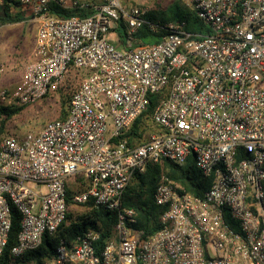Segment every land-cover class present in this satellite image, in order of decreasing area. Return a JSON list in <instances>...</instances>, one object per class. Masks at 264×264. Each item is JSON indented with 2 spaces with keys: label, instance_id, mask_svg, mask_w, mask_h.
I'll return each mask as SVG.
<instances>
[{
  "label": "built area",
  "instance_id": "2783aa9c",
  "mask_svg": "<svg viewBox=\"0 0 264 264\" xmlns=\"http://www.w3.org/2000/svg\"><path fill=\"white\" fill-rule=\"evenodd\" d=\"M7 1L28 8L37 29L18 85L0 88V106L33 105L67 81L76 87L66 119L0 140V258L13 211L19 231L9 264H22L83 207L116 213L103 248L99 233L85 231L69 243L60 238L49 258L28 264H264V0H179L206 33L187 30L184 21H149L146 9L120 0L67 18L52 15L50 3L88 4ZM117 22L122 49L110 38ZM142 27L161 34L159 41L137 43ZM149 94H161L151 115L155 131L137 145L117 140ZM188 159L210 178L208 189L198 198L163 176L153 193L164 208L161 228L141 242L136 212L121 206L125 188L149 164ZM76 176L81 184L67 198Z\"/></svg>",
  "mask_w": 264,
  "mask_h": 264
},
{
  "label": "trees",
  "instance_id": "16d2710c",
  "mask_svg": "<svg viewBox=\"0 0 264 264\" xmlns=\"http://www.w3.org/2000/svg\"><path fill=\"white\" fill-rule=\"evenodd\" d=\"M179 3L180 1L172 4L164 11H148L145 18L152 22L162 23L184 21L187 24V30L206 33L207 29L196 18L194 12ZM88 6L86 9H63L54 3H50V11L52 15L59 18H67L74 15L87 17L93 13L90 4ZM2 13L3 17L0 19V25L17 23L24 20L20 14L11 17L7 13V9L3 10ZM114 31L117 34L118 42L123 45L125 38L123 23L117 22ZM160 37L161 34H152L146 27L140 28L136 34L137 43L154 44L159 41ZM75 87L73 83L67 81L63 89L45 96V98L50 96H59L60 98V111L55 120L66 119L69 101ZM160 98L161 94H149V102L143 113L134 121L129 131L123 137L117 138V140L125 138L128 144L137 145L145 140L146 134L155 131V125L151 120V115ZM23 109L24 107L20 106H0V140L5 137H16V135L11 136L9 125L11 120L19 115ZM163 176L179 185L185 193H189L198 198L203 197L210 182V178L204 177L196 169L191 159H188L184 166H179L169 161H161L159 164H149L144 173L135 174L122 194L121 206L133 209L136 212V222L133 227L140 232L141 242L147 240L161 228L160 217L164 212V208L154 203L153 193ZM71 193V190L66 189L67 198ZM71 218L72 213H68L65 222L61 224L55 235L52 237L45 236L41 245L36 250L28 252L23 256L21 263L28 264L45 260L53 254L60 238L65 239L69 243L73 241L75 236L85 231L99 233V241L97 242L99 251L111 238L113 227L116 223V213L106 211L102 208H87L85 213L76 215L74 221H71ZM227 222L234 228V224L228 220ZM18 231L19 216L13 211L12 226L7 245L0 258V264H9L11 262L10 249L15 244Z\"/></svg>",
  "mask_w": 264,
  "mask_h": 264
},
{
  "label": "rangeland",
  "instance_id": "374dc122",
  "mask_svg": "<svg viewBox=\"0 0 264 264\" xmlns=\"http://www.w3.org/2000/svg\"><path fill=\"white\" fill-rule=\"evenodd\" d=\"M67 3H71L73 0H66ZM80 3H87V4H100L102 0H76ZM1 3H4L5 5H8L12 7V4L9 3L7 0H0ZM131 3H125L122 1V3L126 6H132V7H141L146 9V11H164L168 7H170L172 4L179 2L178 0H143L142 4L135 3L134 1H131ZM182 6H185L187 9H190V7L186 6L184 3H179ZM2 5H0V11L2 10ZM23 10L25 11V14L29 16V18L32 16L30 10L26 7H23ZM33 22L29 21L25 25L21 27H17L14 32V46L13 49L20 50L22 55L26 57L30 51L31 43L33 40L34 31L31 30L33 25ZM111 41L116 47H119L122 49L121 44L118 42V39L116 36H111ZM13 79V78H10ZM59 96H50L48 98H45L43 100H40L39 102L23 106L24 109L21 111V113L17 116H15L9 125V131L11 136L16 135V137H22L24 134L27 133H36L38 132L43 125L55 118L58 117L59 111H60V100ZM152 133V131L149 134L145 135V140L148 139L149 135ZM144 140V141H145ZM80 178L75 177L73 181H70L68 183V189L72 192L78 191L80 183ZM79 183V184H77ZM87 211V208H73L72 213H76L77 215L85 213Z\"/></svg>",
  "mask_w": 264,
  "mask_h": 264
},
{
  "label": "crops",
  "instance_id": "0c3cea01",
  "mask_svg": "<svg viewBox=\"0 0 264 264\" xmlns=\"http://www.w3.org/2000/svg\"><path fill=\"white\" fill-rule=\"evenodd\" d=\"M125 3H131L130 0H120ZM135 3L142 4L143 0H131ZM145 1V0H144ZM123 4V3H122ZM2 5V10L0 11V19L3 17V10L7 9V13L14 17L17 14L22 15L23 21L17 23H6L0 25V64L3 66V74L0 77V88L12 90L14 89L22 76L23 67L26 62H28L31 58V54L35 45V36H36V29L37 23L32 17L29 18L23 7L12 5V7L5 5L4 3L0 2ZM33 22L32 29L34 31L33 40L31 43L30 51L26 57H24L20 50L13 49L14 46V32L17 27H21L25 25L27 22ZM13 78V79H10ZM73 181V179L69 180Z\"/></svg>",
  "mask_w": 264,
  "mask_h": 264
}]
</instances>
